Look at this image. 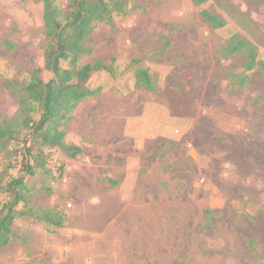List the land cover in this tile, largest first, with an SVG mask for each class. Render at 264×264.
<instances>
[{
  "label": "rangeland",
  "instance_id": "rangeland-1",
  "mask_svg": "<svg viewBox=\"0 0 264 264\" xmlns=\"http://www.w3.org/2000/svg\"><path fill=\"white\" fill-rule=\"evenodd\" d=\"M124 2V16L95 25L93 53L80 60L114 70L92 78L99 93L66 127L82 154L27 144V132L10 146L16 157L0 153V173L13 161L8 177L29 188L0 264H264V71L221 53L240 34L264 61V0ZM203 11L227 26L213 29ZM44 47L43 4L0 0V121L20 109L12 83L35 68L53 78ZM134 60L156 92L136 87ZM38 209L65 225L37 219Z\"/></svg>",
  "mask_w": 264,
  "mask_h": 264
},
{
  "label": "trees",
  "instance_id": "trees-1",
  "mask_svg": "<svg viewBox=\"0 0 264 264\" xmlns=\"http://www.w3.org/2000/svg\"><path fill=\"white\" fill-rule=\"evenodd\" d=\"M43 4V20L45 26L44 63L45 71L53 78L44 81L43 69H33L27 80L21 84L12 83L19 99V111L9 120L0 121V153H6V159L17 156L10 146L27 132L26 143L39 142L40 147L58 149L71 158L82 154V149L65 142L66 127L72 119L77 106L85 99L96 96L99 89H92L90 81L99 73L113 74L111 66L102 60H93L81 65L80 60L85 55H91L92 49L87 46L95 25L100 22L113 23L117 16H124V0H69L70 10L64 11L59 0H38ZM201 4L203 0H193ZM203 19L213 29H222L227 21L221 16L209 11L202 12ZM221 53L225 56H243L246 71L256 69L264 71V61L260 58L254 43L240 34H235L223 47ZM69 63V68L62 66ZM135 68V84L139 89L156 92V80L148 69L141 67L139 60L131 65ZM11 86V83H8ZM34 115H38L36 119ZM31 148L25 152V157L31 154ZM12 159V158H11ZM25 170L32 172L29 164ZM13 161L4 166L0 173V198L8 194L6 202L0 201V249L11 241L14 221L20 215L18 206L27 203L29 188L24 178L8 177L13 170ZM7 179V182H4ZM38 211L39 220L55 228H62L66 223L65 216L55 209L31 210L35 215Z\"/></svg>",
  "mask_w": 264,
  "mask_h": 264
}]
</instances>
